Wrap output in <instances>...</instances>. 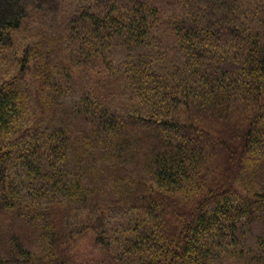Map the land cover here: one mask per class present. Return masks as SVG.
<instances>
[{
  "label": "trees",
  "instance_id": "trees-1",
  "mask_svg": "<svg viewBox=\"0 0 264 264\" xmlns=\"http://www.w3.org/2000/svg\"><path fill=\"white\" fill-rule=\"evenodd\" d=\"M0 264H264V0H0Z\"/></svg>",
  "mask_w": 264,
  "mask_h": 264
}]
</instances>
